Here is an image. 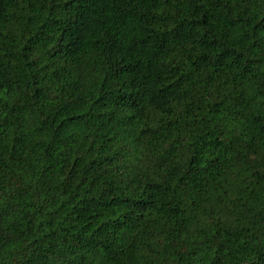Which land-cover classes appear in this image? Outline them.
Here are the masks:
<instances>
[{
    "label": "trees",
    "instance_id": "obj_1",
    "mask_svg": "<svg viewBox=\"0 0 264 264\" xmlns=\"http://www.w3.org/2000/svg\"><path fill=\"white\" fill-rule=\"evenodd\" d=\"M192 3L183 0L178 15L199 18L181 20L171 30L176 35L170 43V33L151 27L160 0H0V200L7 197V207L0 204V222L22 213L25 224L38 232L52 228L61 216L73 231L81 223V233L95 228L93 236L108 237L95 244L103 252L99 264H197L199 245L207 241L189 239L192 232L204 236V228L193 227L203 213L211 216L227 202L234 210L229 215L239 220L264 203V52L254 39L264 32V20L253 28L250 47L242 50L248 33L238 35L242 21L230 19L233 9L224 0H195V8ZM94 29L104 32V41L95 39ZM180 37L190 51L181 52L179 61L157 65L149 59L171 58L172 44ZM92 41L118 57L115 70H108L113 80L143 76L147 70L144 79L161 85L156 90L159 119L142 117L132 143L140 145L147 137L149 146L163 147L167 156L185 139L182 133L191 137L198 131L201 90L211 97L216 80L230 75L225 83L231 85L232 103L225 109L222 101H212L208 109L213 118L226 113L223 120L233 133L230 150L195 175H189V166L188 183L178 189L187 203L165 187L155 199L133 201L132 212L117 216L115 210L127 205L126 199L92 195L102 175L118 163L119 151L108 153L121 134L97 107L109 75L101 76L104 66L89 57ZM73 45L82 55L70 66L63 53ZM125 96L131 98L130 93ZM153 121L159 126L148 127ZM82 143L88 144L83 156L73 147ZM57 146L64 148L58 155ZM220 148L219 136L204 143L207 155ZM69 177L78 183L69 185ZM41 216L45 219L37 224ZM220 235L216 231L213 238ZM260 236L264 231L253 233L256 239ZM224 250L222 245L213 264H228ZM257 256L256 264H264V250Z\"/></svg>",
    "mask_w": 264,
    "mask_h": 264
},
{
    "label": "clouds",
    "instance_id": "obj_2",
    "mask_svg": "<svg viewBox=\"0 0 264 264\" xmlns=\"http://www.w3.org/2000/svg\"><path fill=\"white\" fill-rule=\"evenodd\" d=\"M224 3L233 9L230 19L239 17L242 21L241 24L237 25L238 35L243 37L245 32L248 33V39L242 42L241 49L250 47L253 42V28L260 20H264V0H224ZM182 6L183 0H170L168 5L164 3V0H160L159 7L153 9L157 20L151 27L156 28L158 33L165 31L170 33L167 37L170 43L176 35L171 33V30L181 20L199 18L178 15L177 9ZM195 6V0H193L192 7L195 8ZM196 31L202 33L207 29L198 28ZM94 34L96 40L104 41L103 31L94 29ZM89 39L92 40V37L90 36ZM184 39V37H180L179 43L172 44L175 51L171 58L153 59L149 57V59L157 65L160 63L167 64L170 59L179 61L181 52L186 55L190 51L185 47ZM254 39L259 44V51L264 52V32H260ZM81 55L75 45L70 46L63 53L64 60L68 61L70 66L75 65ZM88 55L97 64L104 66L100 73L101 76L109 75L104 90L99 92V96L102 98L99 99L97 107L106 116L113 119L112 128L121 133L113 141L110 146L111 151L108 153V155H112L119 151V155L116 157L118 163L112 164L111 171L102 175L92 195L96 196L97 199L100 197L111 199L114 196L120 197V200L126 199L128 204L115 210L117 216L125 211L132 212L133 201L155 199L158 192L165 187L176 190L177 201L185 200L187 203L185 196L178 189L188 183L185 172L188 171L189 166L192 169L189 175H195L201 169L208 167L215 156L218 155L223 160L230 150L233 133L230 125L223 120L226 113L222 112L221 117L218 118H213L208 113V109L212 107V101L217 103L222 101L225 109L232 103L229 96V93L232 92L231 85L225 83L226 80L230 79V75L225 73L223 78L216 80V85L209 89L212 93L211 97L201 90L204 103L201 113L196 117L198 131L194 132L191 137L182 133L181 135H184L185 139L180 145H177L176 152L172 156H167L163 147L149 146L147 137L141 138L142 144L140 145L132 143L135 137L139 135L138 127L143 122L142 117L152 115L159 119V114L156 112V90L161 85L157 84L154 79L151 81L144 79L147 76V70L143 76L137 74L121 81L113 80L108 70L109 68L115 70L119 64V59L109 56L104 52V49L98 48L94 41L89 47ZM83 91L81 89V93ZM125 93H130L131 98L125 96ZM119 97L124 98L119 99ZM260 100L264 101V96L260 97ZM168 118L171 119L172 117ZM176 118L180 117L177 116ZM147 126L154 128L159 125L153 121ZM53 131H55L54 128L50 129L49 135ZM209 136L212 140L219 136L221 143V148L217 149L214 155L205 154L204 143L209 139ZM122 145L126 147H122ZM73 147L80 150L81 156L88 153L87 143L77 144ZM61 151H64V148L57 146L56 155ZM125 153H127L126 159ZM93 158H95L94 154L89 156V159ZM182 176L184 177L183 182H181ZM75 183H78V180L69 177L68 184L74 185ZM184 191L187 189L184 188ZM5 201H7V197L0 200V204L7 207ZM116 202L113 201V203ZM40 203L43 202H38L37 208H39ZM136 207H140V205H136ZM208 207L209 205L205 204V208ZM35 210L31 209L30 211ZM49 211L52 209L49 208ZM233 211L232 206L226 202V205L216 207L214 209L215 214L211 216L203 213L199 217L201 222L193 225L194 228L206 230L204 236L192 232L189 239V243L205 238L207 241L199 245L200 251L195 257L197 264H213V261L220 255L218 249L222 245L225 246L223 255L228 264H256L258 252L264 250V236L256 239L253 237V233L258 234V230L264 231V203L254 207L251 214L240 216L239 220L236 214L229 215ZM105 218H108V214H105ZM44 219L45 217L42 216L37 217L36 223L39 224ZM82 227L83 223L79 224L73 231L69 224L63 222L61 216L52 228H45L38 232L34 226L25 224L22 213H13L0 222V264H69V262L71 264H99L100 259L103 258V252L100 248H96L95 244L99 240L107 242L108 237L102 233H96L93 236L95 228L81 233ZM96 227H99V224ZM63 229H68V231L64 232ZM216 231H220L221 235L214 239ZM48 232H52L54 235L48 236ZM224 232L233 235L226 237ZM77 234L80 235V239L77 238ZM234 236L238 239H234Z\"/></svg>",
    "mask_w": 264,
    "mask_h": 264
}]
</instances>
